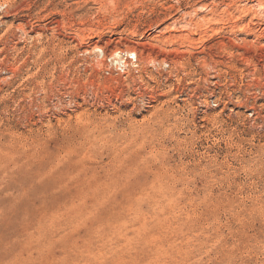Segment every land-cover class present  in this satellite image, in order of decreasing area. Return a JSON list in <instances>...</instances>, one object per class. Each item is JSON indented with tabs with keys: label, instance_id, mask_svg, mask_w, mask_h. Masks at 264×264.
<instances>
[{
	"label": "rangeland",
	"instance_id": "obj_1",
	"mask_svg": "<svg viewBox=\"0 0 264 264\" xmlns=\"http://www.w3.org/2000/svg\"><path fill=\"white\" fill-rule=\"evenodd\" d=\"M263 6L0 0V264H264Z\"/></svg>",
	"mask_w": 264,
	"mask_h": 264
},
{
	"label": "bare ground",
	"instance_id": "obj_2",
	"mask_svg": "<svg viewBox=\"0 0 264 264\" xmlns=\"http://www.w3.org/2000/svg\"><path fill=\"white\" fill-rule=\"evenodd\" d=\"M264 7V6H263ZM126 52V51H125ZM116 53V52H115ZM120 53H123L121 50L119 51V54ZM128 53H130V52H128ZM131 54V53H130ZM134 54L136 55V53L134 52ZM112 57H113V54H112ZM126 58V57H125ZM118 59V58H117ZM137 59V58H136ZM127 64V63H126ZM126 66V65H125Z\"/></svg>",
	"mask_w": 264,
	"mask_h": 264
}]
</instances>
